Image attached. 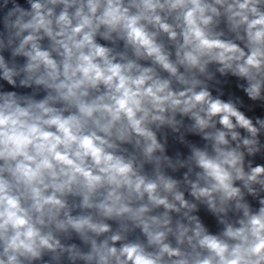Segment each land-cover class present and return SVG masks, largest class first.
Segmentation results:
<instances>
[{
	"label": "clouds",
	"instance_id": "9594fccd",
	"mask_svg": "<svg viewBox=\"0 0 264 264\" xmlns=\"http://www.w3.org/2000/svg\"><path fill=\"white\" fill-rule=\"evenodd\" d=\"M0 264H264V0H0Z\"/></svg>",
	"mask_w": 264,
	"mask_h": 264
}]
</instances>
